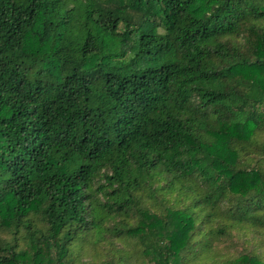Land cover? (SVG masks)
<instances>
[{"label": "trees", "instance_id": "1", "mask_svg": "<svg viewBox=\"0 0 264 264\" xmlns=\"http://www.w3.org/2000/svg\"><path fill=\"white\" fill-rule=\"evenodd\" d=\"M0 264H264V0H0Z\"/></svg>", "mask_w": 264, "mask_h": 264}]
</instances>
